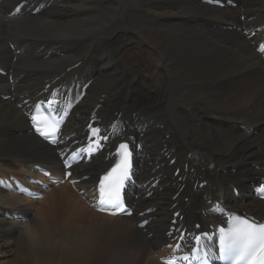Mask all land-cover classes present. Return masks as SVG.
I'll return each instance as SVG.
<instances>
[{
  "label": "bare ground",
  "instance_id": "1",
  "mask_svg": "<svg viewBox=\"0 0 264 264\" xmlns=\"http://www.w3.org/2000/svg\"><path fill=\"white\" fill-rule=\"evenodd\" d=\"M237 2L219 9L198 0H0V66L9 74L0 76L2 264H25L23 250L28 264H162L163 253H176V211V227L189 230L219 222L210 211L216 202L264 218V202L251 194L264 176V63L259 34L250 38L264 25V0ZM89 79L76 100L77 83ZM51 83L66 107L78 101L65 128L71 142L100 105L111 150L123 136L140 144L133 217L98 214L86 203L114 161L106 155L75 168L79 192L64 185L32 201L10 191L13 177H33L36 165L63 175L56 149L29 133L25 116Z\"/></svg>",
  "mask_w": 264,
  "mask_h": 264
},
{
  "label": "snow or ice",
  "instance_id": "2",
  "mask_svg": "<svg viewBox=\"0 0 264 264\" xmlns=\"http://www.w3.org/2000/svg\"><path fill=\"white\" fill-rule=\"evenodd\" d=\"M17 11H19L17 9ZM260 52L264 53V45L260 46ZM36 131L46 140L52 139L57 131V122L49 118L32 116ZM43 125V126H42ZM99 133V129H93V135ZM119 160L116 165L99 180L98 193L99 210L106 208L123 210L120 190L125 180L129 178V156L127 144H121L117 153ZM264 193V187L260 189ZM220 256L229 261V264H264V223L250 222L248 218L232 217L229 228L225 231L220 229ZM199 241L200 237H196ZM179 247V246H177ZM193 258H196L195 253ZM188 261L189 256L182 257ZM164 264H176L175 259H168Z\"/></svg>",
  "mask_w": 264,
  "mask_h": 264
},
{
  "label": "rangeland",
  "instance_id": "3",
  "mask_svg": "<svg viewBox=\"0 0 264 264\" xmlns=\"http://www.w3.org/2000/svg\"><path fill=\"white\" fill-rule=\"evenodd\" d=\"M107 17H101V18H97V20H98V22L99 23H103L104 22V20L106 19ZM66 189V190H65ZM65 192L66 193H69L70 194V190H69V188H67V187H65ZM40 205V204H39ZM43 205V204H42ZM21 235V234H20ZM28 247H30V245H28ZM23 248V247H22ZM37 250V249H36ZM24 250H23V252H22V261L25 263V264H28L27 262H26V258H25V256H24ZM7 254H9V253H7ZM8 259V258H7ZM11 260L13 261V259L11 258ZM127 260V259H126ZM3 261H4V259H2V258H0V264H2L3 263ZM10 261V260H9ZM20 264H23L22 262L20 263ZM35 264H37L36 262H35Z\"/></svg>",
  "mask_w": 264,
  "mask_h": 264
}]
</instances>
